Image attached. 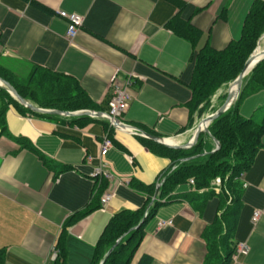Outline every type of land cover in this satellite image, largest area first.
<instances>
[{
  "label": "crops",
  "instance_id": "crops-1",
  "mask_svg": "<svg viewBox=\"0 0 264 264\" xmlns=\"http://www.w3.org/2000/svg\"><path fill=\"white\" fill-rule=\"evenodd\" d=\"M255 1L0 0V64L23 78L35 67L69 76L101 112L109 108L115 76L133 73L130 106L122 122L185 144L202 118L195 114L189 125L192 58L206 43L223 49L239 40ZM62 10L84 17L72 42L66 38L68 20L59 14ZM181 20L198 32L194 40L179 32ZM240 112L264 123V89L245 94ZM92 117L96 119L86 124H71L9 107V133L35 149L0 136V247L6 248V264H56L62 233L66 264H91L113 215L148 207V196L131 182L158 184L171 159L150 151L131 131L111 130L109 120ZM106 133L113 141L106 158L114 178L102 184L89 173L100 162ZM241 180L242 207L231 264H264V134ZM204 191L187 183L174 194ZM106 192L113 194L110 202L103 205L100 197L99 208L65 226L69 216ZM218 201L211 199L203 214L188 200L161 206L146 223L131 264L143 255L152 258L151 264H203L208 250L203 233L219 214ZM255 210L262 211L256 224ZM170 219L171 225L159 226ZM242 242L249 251L234 259Z\"/></svg>",
  "mask_w": 264,
  "mask_h": 264
},
{
  "label": "trees",
  "instance_id": "trees-1",
  "mask_svg": "<svg viewBox=\"0 0 264 264\" xmlns=\"http://www.w3.org/2000/svg\"><path fill=\"white\" fill-rule=\"evenodd\" d=\"M225 11L222 13L225 16ZM179 32L194 40L197 31L190 22H178ZM264 35V1L256 0L245 20L242 36L231 41L223 49H215L206 43L193 56L192 78L189 88L192 98L188 104L190 109V126L194 123V115L199 118L218 108L213 105V97L217 92L229 86L242 72L244 65L256 49L260 38ZM0 77L11 83L18 93L29 102L46 109L61 111L98 110L97 105L86 94L81 85L69 76L52 72L40 67L33 68L26 78L19 77L0 64ZM264 89V60L244 78L242 92L233 105L209 126V133L203 132L197 143L188 149L170 148L156 143L146 137L139 136L141 142L152 152L171 159V165L163 172L158 181L162 184L156 195L157 184L146 185L132 181L134 188L140 189L147 196L148 207L140 210L124 209L107 223L96 246L91 264H101L107 252L122 237L103 264H131L144 237L146 223L157 210L167 204L188 200L203 214L207 203L218 198L219 214L206 226L203 236L208 245L203 264H231L236 242L234 232L242 207L243 183L242 174L248 170L262 146L264 123H257L253 117H246L240 112V104L245 94ZM227 94L220 96L225 101ZM0 136L11 137L15 141L34 150L28 141L14 137L9 133L6 113L9 107H15L21 114H29L49 120L68 119L71 124H86L96 118L91 116L53 115L30 110L16 100L5 87L0 86ZM114 129L111 127V130ZM148 133L157 135L154 130ZM109 134V133H108ZM109 137L112 139L111 135ZM220 148H216V141ZM45 162H48L45 160ZM195 180L196 191L174 194L180 185ZM220 184L217 186V181ZM106 179L102 180V184ZM99 182V181H98ZM101 183V182H100ZM100 184V188L102 186ZM219 187V188H218ZM99 191V190H98ZM100 194V193H99ZM97 195V194H96ZM95 202L85 210L76 212L65 221V226L74 223L99 208ZM147 211V217L136 229ZM60 253L56 264H66V248L63 233L58 242ZM152 258L143 255L137 264H151ZM0 264H6V248L0 247Z\"/></svg>",
  "mask_w": 264,
  "mask_h": 264
},
{
  "label": "water",
  "instance_id": "water-1",
  "mask_svg": "<svg viewBox=\"0 0 264 264\" xmlns=\"http://www.w3.org/2000/svg\"><path fill=\"white\" fill-rule=\"evenodd\" d=\"M264 36V35H263ZM262 36V37H263ZM262 37L260 38V40L262 39ZM260 40L258 42V44L260 43ZM258 50V46L256 47V49L254 50V52L251 54V56L248 58V60L246 61L244 68L242 70V72L239 74V76L229 84L228 86V90H227V96L225 101L223 102V104H221V106L213 113L211 114H207L204 117H202L199 120V123L197 124V126L194 129V134L192 139L185 143V144H180V143H170L168 142L167 138L161 137L159 135H154L151 133H148L144 130H141L135 126L132 125H128L123 123L121 120L119 119H114L113 123L118 127V128H122L125 130H129V131H134L132 133H135L137 135L146 137L156 143L165 145L167 147L170 148H176V149H188L193 147L197 141L199 140L200 135L203 132H207L209 133V126L210 124L217 119L218 117H220L223 113H225L232 105L233 103L239 98V95L241 93L242 90V86H243V80L244 78L254 69V67L261 62L262 60H264V49L262 52H257ZM0 86L1 87H5L7 88V90L9 91V93L16 99L18 100L22 105H24L25 107L29 108L30 110L34 111V112H38V113H50L53 115H64V116H82V115H87V116H94V117H102L104 112L101 111H94V110H77V111H61V110H57V109H46V108H42L39 107L31 102H29L28 100H26L23 96H21L18 91L15 89V87L9 83L8 81L4 80L3 78L0 77ZM233 89H235V91L233 92ZM217 147L216 149L220 148V143L218 140H215ZM159 187H157L156 190V194H158L159 192ZM147 217V211L145 213V215L143 216V218L141 219L140 223L138 224V226H135L134 229L140 227L142 225V223L145 221ZM122 237H120L115 245L107 252V254L105 255L104 260L101 262V264H103L106 260V258L109 256V254L113 251V249L120 243Z\"/></svg>",
  "mask_w": 264,
  "mask_h": 264
},
{
  "label": "built area",
  "instance_id": "built-area-1",
  "mask_svg": "<svg viewBox=\"0 0 264 264\" xmlns=\"http://www.w3.org/2000/svg\"><path fill=\"white\" fill-rule=\"evenodd\" d=\"M59 14L66 18L68 20V29L66 38L69 41H73L76 36L78 35L79 31L83 27L84 24V17L76 14V13H68L66 11H60ZM136 77L133 73H128L125 77L119 78V76H115L113 83H112V98L109 102V108L106 113L103 114V116L110 120L111 126L118 128L114 123V119L121 120L124 113L127 111V109L130 106L131 101V92L130 88L133 85L134 78ZM134 132V131H133ZM113 146V141L109 137V134L106 133L103 136L102 141L100 142V162L99 164L94 167L93 171L89 173L90 177L95 180L102 182L103 179L106 180H112L114 178V174L109 168V162L107 160V154L110 150V148ZM191 184L195 183L194 179L190 180ZM220 184V180L217 181V186ZM113 198V194L111 192H106L101 197V203L103 205H106L108 202L111 201ZM262 215L261 210H255L253 213L252 221L254 224L258 222ZM173 223V220H161L159 222V226L163 227L166 225H171ZM249 251V246L246 242H242L238 244L236 253L234 255V259H237V257L240 254H247Z\"/></svg>",
  "mask_w": 264,
  "mask_h": 264
},
{
  "label": "rangeland",
  "instance_id": "rangeland-1",
  "mask_svg": "<svg viewBox=\"0 0 264 264\" xmlns=\"http://www.w3.org/2000/svg\"><path fill=\"white\" fill-rule=\"evenodd\" d=\"M260 42H261V44L263 45V47H264V36L262 37V39L260 40ZM227 90H228V88L227 87H223V88H221L219 91H218V93L216 94V96H222L223 94H227ZM215 96V98L213 99V100H215V102H214V105L218 108L221 104H222V102H221V99L219 98L218 99V97H216ZM224 102V101H223ZM0 107H1V102H0ZM210 113V112H209ZM209 113H207V114H209ZM206 115V114H205Z\"/></svg>",
  "mask_w": 264,
  "mask_h": 264
},
{
  "label": "bare ground",
  "instance_id": "bare-ground-1",
  "mask_svg": "<svg viewBox=\"0 0 264 264\" xmlns=\"http://www.w3.org/2000/svg\"><path fill=\"white\" fill-rule=\"evenodd\" d=\"M263 49H264V47H263V45H262L261 42H260L259 45H258V50H257V52H262ZM234 91H235V89H233V92H234Z\"/></svg>",
  "mask_w": 264,
  "mask_h": 264
}]
</instances>
